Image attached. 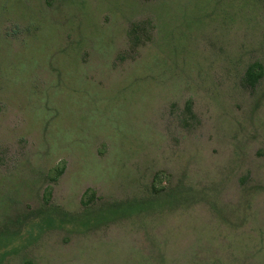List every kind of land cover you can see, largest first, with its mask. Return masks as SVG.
<instances>
[{
	"label": "rangeland",
	"instance_id": "1",
	"mask_svg": "<svg viewBox=\"0 0 264 264\" xmlns=\"http://www.w3.org/2000/svg\"><path fill=\"white\" fill-rule=\"evenodd\" d=\"M257 61L264 0H0V264H264Z\"/></svg>",
	"mask_w": 264,
	"mask_h": 264
},
{
	"label": "trees",
	"instance_id": "2",
	"mask_svg": "<svg viewBox=\"0 0 264 264\" xmlns=\"http://www.w3.org/2000/svg\"><path fill=\"white\" fill-rule=\"evenodd\" d=\"M263 70H264V67H263V64L262 63H260V62H254V63H252L249 67H248V69H247V76H248V78L249 79H251V80H253V81H258L259 80V78H261L262 77V75H263ZM121 206V205H120ZM120 206H118V207H116V208H119V209H116V208H114L115 209V211H118L119 212V210H123V211H126L127 209H129L130 207H125V206H121V207H124L123 209L120 207ZM212 264H220L219 262H218V260H213V262H211ZM203 264H208V262H206V263H203Z\"/></svg>",
	"mask_w": 264,
	"mask_h": 264
}]
</instances>
